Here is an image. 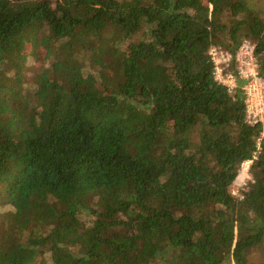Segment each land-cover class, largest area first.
<instances>
[{
	"label": "trees",
	"instance_id": "trees-1",
	"mask_svg": "<svg viewBox=\"0 0 264 264\" xmlns=\"http://www.w3.org/2000/svg\"><path fill=\"white\" fill-rule=\"evenodd\" d=\"M244 40L264 73V0H0V264L264 251V126L209 56Z\"/></svg>",
	"mask_w": 264,
	"mask_h": 264
},
{
	"label": "built area",
	"instance_id": "built-area-1",
	"mask_svg": "<svg viewBox=\"0 0 264 264\" xmlns=\"http://www.w3.org/2000/svg\"><path fill=\"white\" fill-rule=\"evenodd\" d=\"M255 47L251 41L244 40L232 57L223 48L213 46L209 50V56L214 65L213 77L217 83L234 92L238 81L244 82L241 90L244 95L247 123L252 126L259 124L264 126V73L259 71ZM261 136L263 137L264 133ZM259 143L260 139L257 140L258 149ZM249 163L251 164V161L242 165ZM230 193L233 196L231 191ZM236 198L241 200L243 196L240 194Z\"/></svg>",
	"mask_w": 264,
	"mask_h": 264
},
{
	"label": "rangeland",
	"instance_id": "rangeland-1",
	"mask_svg": "<svg viewBox=\"0 0 264 264\" xmlns=\"http://www.w3.org/2000/svg\"><path fill=\"white\" fill-rule=\"evenodd\" d=\"M36 56L38 57L37 61H36V59H34L32 57V55L28 56V65L31 66V68H37V64H39V62L42 61L43 56L40 55L39 51L35 54V57ZM33 71H34V69H32V72ZM249 165H250V163L244 164L241 166V169H240V172H239L237 179L235 180V182L230 187V191L232 192L233 196H235V197H237L238 195L241 194L244 187L251 180V176L249 175V171H248ZM7 210H8V208L7 209L2 208V209H0V213H3L4 211L6 212ZM263 262H264V251H258L256 253H253L250 256L249 264H262Z\"/></svg>",
	"mask_w": 264,
	"mask_h": 264
}]
</instances>
